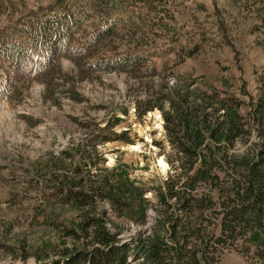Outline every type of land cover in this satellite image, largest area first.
Listing matches in <instances>:
<instances>
[{"label":"trees","instance_id":"1","mask_svg":"<svg viewBox=\"0 0 264 264\" xmlns=\"http://www.w3.org/2000/svg\"><path fill=\"white\" fill-rule=\"evenodd\" d=\"M136 1L154 13L162 0H53L29 13L12 33L4 31L0 100L8 99L20 80L21 84L36 80L52 92L67 91L74 77L56 65L63 58L83 71L153 76L154 67L145 63L140 51L108 49L99 57L93 51L109 38L144 30L147 21L131 6ZM242 1L241 8L264 29V0ZM176 36L170 35L168 41ZM23 63L27 71L17 70ZM187 76L179 77L183 85L178 90L161 95L164 82L157 96L142 102L143 115L159 108L170 146V175L154 188L157 205L151 232L147 236L140 232L120 244L119 232L110 230L99 203L109 202L118 217L141 222L149 199L146 189L135 186L121 166L110 171L95 168L105 160L96 152L98 135L92 133V139L81 140L73 153L63 150L38 163L44 169L38 170L43 180L36 186L40 197L31 223L53 232L57 243L49 239L32 246L20 238L19 249L14 246L18 254L24 259L32 256L40 264H222L225 250L241 240L254 247L264 264V70L257 76L255 95L244 85L239 96H220L218 92L225 90L207 84L191 90L197 79ZM71 98L78 97L72 93ZM253 133L256 141L251 140ZM239 143L244 150L237 153ZM78 155L88 158L89 164H73ZM64 159L69 161L67 168ZM66 209L77 215L68 222L62 213ZM9 252L16 257L14 249Z\"/></svg>","mask_w":264,"mask_h":264},{"label":"rangeland","instance_id":"2","mask_svg":"<svg viewBox=\"0 0 264 264\" xmlns=\"http://www.w3.org/2000/svg\"><path fill=\"white\" fill-rule=\"evenodd\" d=\"M52 3L53 0H0V35L4 31L12 33L29 13ZM240 5L242 0H162L152 13L140 1L134 5L131 2L147 21L144 30L109 38L108 43L93 51L96 57L111 49L140 51L147 59L145 63L154 67L153 76L138 78L125 72L83 71L63 58L56 65L62 73L74 77L70 89L52 92L36 80L22 84L20 80L15 92L0 100V264H40L32 256L24 259L23 254H18L14 246L18 247L20 238L32 246L49 239L57 243L53 232L33 227L31 223L33 207L40 197L36 186L43 180L38 170L44 169L38 163L47 160L49 154L58 156L63 150L73 153L81 140L92 139V133L98 135L96 152L105 160L102 167L95 168L110 171L121 166L135 186L146 189L149 199L141 222L118 217L109 202L99 203L110 230L119 232L120 244L140 232L145 236L151 232L157 205L154 188L170 175L167 163L170 146L159 108L143 115L142 102L157 96L164 82L166 89L161 95L173 88L178 90L183 85L179 77L188 78V74L197 79L191 90L204 89L202 86L207 84L218 91L225 90L218 92L220 96H239L244 85L255 95L257 76L264 70V29ZM173 34H177L175 39L168 41ZM24 65L16 69L27 71ZM72 93L78 98H71ZM123 133L122 138L115 136ZM108 136V141H102ZM251 140H257L254 133ZM155 142H160L163 149ZM243 150L242 144L235 146L237 153ZM67 159H64L66 168ZM160 160L165 164L164 169L159 165ZM88 161L78 155L72 163L82 166L89 164ZM47 167L54 170L51 165ZM62 213L67 222L77 216L68 209ZM244 243L247 242L239 240L225 250L221 263L260 264L262 260L254 247ZM10 246L16 257L9 252Z\"/></svg>","mask_w":264,"mask_h":264},{"label":"bare ground","instance_id":"3","mask_svg":"<svg viewBox=\"0 0 264 264\" xmlns=\"http://www.w3.org/2000/svg\"><path fill=\"white\" fill-rule=\"evenodd\" d=\"M134 150H135V149H134ZM159 165H160V167H161L162 169L165 168V164H164V162H163L162 160L159 161Z\"/></svg>","mask_w":264,"mask_h":264}]
</instances>
